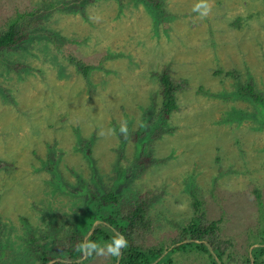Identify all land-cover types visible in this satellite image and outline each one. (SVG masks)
<instances>
[{"label":"rangeland","instance_id":"374dc122","mask_svg":"<svg viewBox=\"0 0 264 264\" xmlns=\"http://www.w3.org/2000/svg\"><path fill=\"white\" fill-rule=\"evenodd\" d=\"M41 1L0 0V25L17 9ZM163 2L166 14L158 24L135 0H95L83 10L59 9L42 19L41 30L71 40L72 50L92 65L88 78L44 38L0 57V161L7 163L0 166L6 239L0 264H38L25 249L29 225L39 235L52 223L65 232L114 184L120 196L152 193L149 244L177 234L194 213L197 195L211 218L223 219V234L235 239V252H251L253 234L264 228V110L221 97L233 84L217 71L236 69L242 80L251 75L264 93V0H209L203 18L192 11L197 0ZM8 60L28 67L16 72ZM164 66L190 85L179 94L171 131L153 139L149 129L161 104L155 73ZM234 108H244L245 118ZM123 121L128 134L145 127L146 143L120 138ZM109 128L115 129L112 135L100 134ZM92 136L87 157L76 150L77 142ZM143 150L153 161L139 172ZM208 261L185 251L171 264ZM87 263L114 264L110 256Z\"/></svg>","mask_w":264,"mask_h":264},{"label":"trees","instance_id":"16d2710c","mask_svg":"<svg viewBox=\"0 0 264 264\" xmlns=\"http://www.w3.org/2000/svg\"><path fill=\"white\" fill-rule=\"evenodd\" d=\"M95 0H42L39 6L35 8L17 9L15 13L8 17L0 25V57H4L7 52L13 51L18 47H24L27 43L44 38L53 42L56 48L64 57L75 66L85 78H88L92 65L86 63L71 48L72 41L57 32H48L41 30L43 20L59 9L83 10L84 6ZM123 3L128 0H115ZM144 3L147 10L153 17L154 24H158L165 18V9L163 0H135ZM43 19V20H42ZM6 62V59H5ZM7 67L19 72L26 68L20 61H7ZM219 75L232 80V90L227 94H221V97L228 99H242L253 103L264 110V93L257 87L253 76L242 80L241 73L236 69L218 70ZM159 83V94L161 104L155 113L152 122L151 138L160 136L165 131H171L167 126L174 112L179 108V94L188 89L190 81L186 77H176L171 73L168 66L155 73ZM232 77V78H231ZM218 96V95H217ZM234 112L244 114V108L236 109ZM232 119H240L237 116ZM260 125L264 126V120ZM119 132V129H118ZM148 130L140 126L137 130L130 132L129 135L135 144H140L147 137ZM120 138L125 135L119 132ZM94 136L90 139H79L77 142V151L83 152L85 156L92 155ZM145 153L141 157L140 165H137L141 172L149 167L153 161L150 153ZM48 163V162H47ZM49 163L52 169H56L54 156L49 157ZM7 163L0 161V166H6ZM54 182V180H52ZM55 183V182H54ZM58 183V182H57ZM115 184L109 186V190L98 198H95L94 205L88 212H82L81 221H72L76 226L65 232H58L56 223H52L47 233H41L32 230L29 225L25 238L26 248L34 256V262L38 264H88L93 257H83L77 250L79 242L91 233V239L97 241H107L113 235V229L122 233L128 240V247L123 250L121 257L113 258L114 264H171L175 254L190 251L196 252L210 260L208 264H264V228L253 234V240L250 242L251 252L248 254H239L235 252L236 242L233 237H228L222 231V218H211L206 210L204 202L199 196H194V213L179 225L175 236L163 239L156 244H149L148 239L154 231L155 221L151 215V205L153 202L152 193L144 190L120 196L115 192ZM94 195H96L94 193ZM95 197V196H94ZM259 204L263 203L259 199ZM86 208L82 206V211ZM107 225V227H105ZM3 228L0 225V243L5 242ZM39 235V236H38ZM53 239V243L45 245L43 241Z\"/></svg>","mask_w":264,"mask_h":264},{"label":"clouds","instance_id":"9594fccd","mask_svg":"<svg viewBox=\"0 0 264 264\" xmlns=\"http://www.w3.org/2000/svg\"><path fill=\"white\" fill-rule=\"evenodd\" d=\"M211 5L209 0H197L192 11L197 13L201 18L208 15ZM115 129L109 128L106 131L101 130V135H112ZM119 132L125 136L128 134V124L126 121L120 123ZM107 227V225H105ZM113 235L107 241H97L91 239V233L85 236L77 245V250L83 257L93 256H110L119 258L124 249L128 247L127 238L120 232L112 230Z\"/></svg>","mask_w":264,"mask_h":264}]
</instances>
